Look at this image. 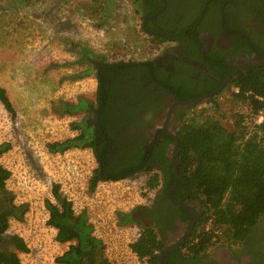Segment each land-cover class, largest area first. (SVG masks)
I'll list each match as a JSON object with an SVG mask.
<instances>
[{
    "label": "flooded vegetation",
    "instance_id": "obj_1",
    "mask_svg": "<svg viewBox=\"0 0 264 264\" xmlns=\"http://www.w3.org/2000/svg\"><path fill=\"white\" fill-rule=\"evenodd\" d=\"M132 4L144 31L173 41L146 62H156L151 71L174 85L176 93L155 81L145 64L107 76L101 83L103 102L97 93L85 118L92 148L102 156L97 158L98 167L108 179L160 174L156 198L146 212L136 211L135 216L161 235L164 231L165 247L172 248L166 264H264V218L241 242L219 243L198 257L183 254L182 245L200 221L201 207L186 197L176 158L177 131L192 107L180 101L207 95L229 77L220 94L230 87L234 74L264 66V0H134ZM90 61L99 89V78L110 67L101 57ZM200 92L190 99L178 97ZM11 203L1 186L0 170V252L13 249L12 236L1 232Z\"/></svg>",
    "mask_w": 264,
    "mask_h": 264
},
{
    "label": "rangeland",
    "instance_id": "obj_2",
    "mask_svg": "<svg viewBox=\"0 0 264 264\" xmlns=\"http://www.w3.org/2000/svg\"><path fill=\"white\" fill-rule=\"evenodd\" d=\"M132 1L134 0H0V47L7 50L13 42L15 48H18L17 57L15 56L17 61L11 59L10 55L6 58L5 71H8L10 81L4 84L0 78V85L6 89L17 115L16 119H12L0 102V143L9 142L12 145L11 152L0 154V161L5 163V158L12 157L14 152L24 157L23 173L14 175L5 191L12 204L15 196L17 201L30 203L27 220L32 233L36 231L35 237L31 236L36 244L30 256L23 258L25 264H54L56 256L69 248L67 243L50 241L55 232L47 229L44 224L46 211L43 200L49 195L52 197L50 183L54 178L60 177L53 173H62L64 165H79L78 161H84L90 150L83 147L72 148L65 153L51 155L45 151L44 142L65 140L76 135L71 125L75 122L82 123L89 117L85 110L72 116L62 115L59 108L61 101L76 103L85 98L96 103V71L90 62L82 59L81 50L87 49L91 51L92 57H101L106 62H111L116 61L111 50L121 48L126 42L135 46L142 43L138 26L142 17L138 12L136 16L129 12L134 10ZM92 25L102 26L95 29V35H90L94 34ZM46 26L53 30L50 36L47 35ZM11 63L14 66L12 75L9 74ZM89 69L92 70L87 71ZM239 107L241 103L233 99L228 88L217 95L214 103L193 105L186 116L202 112L204 116H221L225 113L226 122L232 124L231 113L236 112ZM19 120L22 121L21 125H16L14 122ZM48 120L56 125H45ZM32 123L36 125H31ZM34 139L39 141V146L32 145ZM144 175L135 174L124 179L126 185L133 186V198L135 191H139L145 180ZM16 207L23 208V213L19 216L23 218L25 207ZM137 208H132L130 212ZM19 223L13 222L16 228L11 233L24 226ZM21 232L25 236L30 235L22 229ZM11 233L8 235L13 236ZM53 245L55 246L52 247ZM17 252L23 255L21 251Z\"/></svg>",
    "mask_w": 264,
    "mask_h": 264
},
{
    "label": "trees",
    "instance_id": "obj_3",
    "mask_svg": "<svg viewBox=\"0 0 264 264\" xmlns=\"http://www.w3.org/2000/svg\"><path fill=\"white\" fill-rule=\"evenodd\" d=\"M81 52L82 59L91 62V51L82 49ZM105 64L110 67V72L105 71V74L99 78L100 102L105 98V90L101 83H105L106 77L133 65L145 64L155 81L176 93L174 85L159 79L158 75L151 71L156 70L154 61H116ZM117 68H120V71H117ZM235 88H239V91L236 92ZM229 90L235 101L248 104L256 116L261 112L264 115V66H254L234 74ZM199 94L202 93H190L178 97L190 99ZM216 97L217 95L210 102L214 103ZM0 101L9 112L16 113L2 85H0ZM92 104V101L81 98L76 103L61 101L59 108L62 115H73L82 110L88 111ZM202 114L203 112L186 116L177 131L179 147L176 158L181 182L187 190L186 197L198 202L201 207L200 221L181 249L183 254L190 257H198L206 253L220 241L228 244L241 242L264 218V119L247 136V127L243 124L244 114L240 111L231 113L232 124L226 122L225 113L221 116ZM73 126L79 129L80 133L63 141L49 143L50 151L64 152L73 147L94 146L85 121L75 122ZM10 147L11 144L8 142L1 143L0 154ZM94 153L98 159H101L99 152L94 151ZM0 170L1 186L5 189V182L10 172L2 166ZM105 178H108L105 172L101 166L98 167L92 180V188ZM160 182L161 176L156 173L147 184L155 187ZM54 197L55 200H46L50 210L48 223L58 230L56 239L59 242L70 243L69 248L56 258V264H111L104 258L102 241L93 235V225L88 222L85 214L74 213L70 201L59 192L57 184L54 185ZM148 209L146 206H141L132 212H120L118 214L120 222L141 223V219L135 216L136 211L140 210L144 213ZM22 213L23 208H17L11 203L5 214L1 232L7 230L11 216H20ZM208 223H211V228L206 230ZM164 235L163 230L161 235L155 226L146 224L143 226L141 236L131 244V247L140 258L149 257L153 264H159V254L154 255V250L158 249L161 252L164 249ZM11 239L13 249L0 252V264H21L17 251L29 250L22 237L15 235ZM183 247L188 249V253L183 251Z\"/></svg>",
    "mask_w": 264,
    "mask_h": 264
},
{
    "label": "built area",
    "instance_id": "obj_4",
    "mask_svg": "<svg viewBox=\"0 0 264 264\" xmlns=\"http://www.w3.org/2000/svg\"><path fill=\"white\" fill-rule=\"evenodd\" d=\"M129 9L131 10V7ZM129 12L133 13L135 16L137 15L135 9ZM62 20H64V18ZM138 26L140 27V30H141V38H142L141 42L142 43L140 45L137 44V46H135L132 43L126 42L122 44L121 48L117 50H111L112 51L111 54L115 58L114 60L116 61L151 60L157 57L166 46L173 44V41L171 40H166V39H162L158 37L156 38L155 36L147 33L146 31L142 29L141 24ZM91 27H92L91 30H94V34H90V35H95L96 33L95 29L101 28L102 26L97 25L95 27L92 25ZM46 31H47V35L50 36L53 30L50 27L46 26ZM95 38L97 39V36ZM116 61H111V62H116ZM235 91L238 92L239 88H235ZM259 98L263 99L262 97H259ZM2 106L5 108V110H7L3 103H2ZM236 111H240V113L244 114L243 124L245 127H247V131H248L247 136H249V134H251V132L255 129L256 125L261 123L264 119L263 112H261L259 116H256L253 113L250 106L245 103L241 104V107H239ZM7 112L10 114L12 119H16V116H17L16 113L12 114L8 110ZM68 116H72V115L68 114ZM18 118L19 117H17V119ZM14 123H16V125H21L22 121L19 120ZM31 125H36V123H32ZM45 125H56V124L51 122V120H48V123ZM71 128L73 132H76V135L79 134V131H80L79 129L73 128V125H71ZM32 135L33 134H31V137ZM76 135L75 134L71 135L70 138L75 137ZM60 141H63V140H60ZM52 142H55V141H48V142L45 141L44 142L45 151H47L51 155H53V153H65L72 149V148L68 149L64 152H60V151L52 152L50 151L48 147L49 143H52ZM34 144L39 146V141L34 139L32 145ZM82 147L83 149L90 150V154L84 158V161L82 160L78 161L79 165H74V166L64 165L62 173L60 171H56L57 174L53 173V175H60V177L54 178L50 183V190L52 193V197H50L49 195L48 197H45L43 200V208L46 211V218H45L44 224L47 227V229L53 230L55 232L54 237L50 241H53L54 243L62 244L56 239L58 230L54 226L48 223L50 219V210L48 209L47 204H46V200H50V199L55 200L54 185L57 184L59 186V192H61V194L65 196L68 199V201H70L74 213L76 215L85 214L88 222L93 225V228H94L93 235L102 241L104 245V250H103L104 258L109 263L111 264H153L150 261L149 257L140 258L139 255L131 247V244L135 242L141 236L142 231H143V226L145 225L139 222H129L126 224H122L120 222L118 214L120 212H130L132 208L134 209L140 206L149 205L156 198L161 182L159 185L155 187H150L147 184V181L152 176H154V174L152 175L149 173L145 174L144 175L145 180L142 183L139 191L137 190L135 191L136 195L134 198H133V191H131V188L133 186L128 185V184L126 185L124 183V179H129L131 178V176L129 178L124 177V178H119V179L105 178V179L98 181L95 188H92L91 186L92 180L98 168V161L94 153V150L91 146H79V147H73V148L80 149ZM10 148L6 150V152L7 151L11 152L12 149ZM3 153H1V155ZM23 162H24V157L20 155H16V152L13 153L12 157L5 158V163L0 161V166H2L3 168L7 169L10 172L9 177L6 179V182H5V188L8 186L9 181L12 180L14 175L16 174L20 175L21 173H23V170H22L24 169V166L22 165ZM145 176H147V178ZM106 186L107 188H109V190L106 188ZM8 190L14 191V189H8ZM136 196H137V199H135ZM13 200H14V203H13L14 206L25 207V211H24L25 213L23 215V218H20L19 216L10 217L9 226L7 228V233L10 234L13 228H16L15 225H13L14 221L20 222L19 224L24 225L21 228L23 232L30 233V235L25 236L21 232V229H16L15 232L13 231V233H11L13 234V236L16 235V236L22 237L29 249L27 252L21 251L23 255H19L21 264H25L23 258L26 255L30 256L29 254L32 253L34 246L36 244L34 242V239H31L32 238L31 236L35 237L34 234L36 231H33L34 234L32 233V229H31L32 227L30 226V223L27 220L29 219L27 218L28 212L30 209L29 201H17L16 196L15 198H13ZM131 203H135L139 205L136 206ZM128 204H130L129 207H128ZM27 227H28V230H27ZM205 228L206 230H209L211 228V223H208ZM219 243H222V241L218 242L217 244ZM67 244H70V243L68 242ZM54 246L55 245H53L52 247ZM214 246H212L210 249H212ZM183 251L188 253V249L186 247H183ZM160 253L161 252L158 249L154 250V255L159 254L160 256ZM58 256L59 255H57L56 258ZM56 258H55L54 264H56Z\"/></svg>",
    "mask_w": 264,
    "mask_h": 264
},
{
    "label": "water",
    "instance_id": "obj_5",
    "mask_svg": "<svg viewBox=\"0 0 264 264\" xmlns=\"http://www.w3.org/2000/svg\"><path fill=\"white\" fill-rule=\"evenodd\" d=\"M229 82V77L215 90L211 91L210 93H208L207 95H204V96H198V97H195V98H192L190 100H186V101H180L181 104L183 105H186V106H193V105H196L198 103H204V102H210L211 100H213L214 96L216 94H218L222 89L223 87ZM177 140V148L179 147V140H178V137L176 138ZM169 194H170V197L175 200L172 196H171V192L169 191ZM176 201V200H175ZM180 203L182 206H184V204L182 202H178ZM172 250L171 247H165L161 253H160V256H159V264H166L165 263V259H166V256L170 253V251Z\"/></svg>",
    "mask_w": 264,
    "mask_h": 264
},
{
    "label": "crops",
    "instance_id": "obj_6",
    "mask_svg": "<svg viewBox=\"0 0 264 264\" xmlns=\"http://www.w3.org/2000/svg\"><path fill=\"white\" fill-rule=\"evenodd\" d=\"M10 45H12V46L7 50H5L3 47H0V51H1L0 52V78L3 82H5L4 84H6L8 81H10V76H8V74H7L8 71L7 72L5 71L6 58L8 55H10L11 59H16L17 51H18V48H15L16 46L14 45L13 42H11ZM14 61H17V59ZM10 67H11V70L9 71V74L12 75V73H14V69H13L14 66L12 63L10 64ZM12 87L15 88L14 85H12Z\"/></svg>",
    "mask_w": 264,
    "mask_h": 264
}]
</instances>
